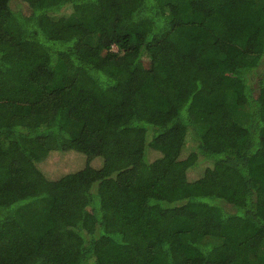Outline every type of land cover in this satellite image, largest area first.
<instances>
[{
  "label": "trees",
  "instance_id": "obj_1",
  "mask_svg": "<svg viewBox=\"0 0 264 264\" xmlns=\"http://www.w3.org/2000/svg\"><path fill=\"white\" fill-rule=\"evenodd\" d=\"M0 264H264V0H0Z\"/></svg>",
  "mask_w": 264,
  "mask_h": 264
},
{
  "label": "rangeland",
  "instance_id": "obj_2",
  "mask_svg": "<svg viewBox=\"0 0 264 264\" xmlns=\"http://www.w3.org/2000/svg\"><path fill=\"white\" fill-rule=\"evenodd\" d=\"M117 49L118 48L116 46H114V50H117ZM245 117H246L245 111L241 112V119L244 120ZM82 155L85 157L84 154H82ZM102 162H103V159L101 157H98V158L94 159L92 163H93L94 166H96L98 164H102Z\"/></svg>",
  "mask_w": 264,
  "mask_h": 264
}]
</instances>
